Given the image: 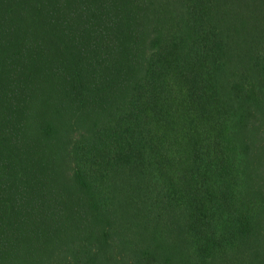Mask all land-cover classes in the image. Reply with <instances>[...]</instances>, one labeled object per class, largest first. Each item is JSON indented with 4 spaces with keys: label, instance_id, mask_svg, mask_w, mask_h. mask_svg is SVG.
Returning a JSON list of instances; mask_svg holds the SVG:
<instances>
[{
    "label": "trees",
    "instance_id": "trees-1",
    "mask_svg": "<svg viewBox=\"0 0 264 264\" xmlns=\"http://www.w3.org/2000/svg\"><path fill=\"white\" fill-rule=\"evenodd\" d=\"M241 23L264 0H0V264H264L254 86L217 79Z\"/></svg>",
    "mask_w": 264,
    "mask_h": 264
},
{
    "label": "rangeland",
    "instance_id": "rangeland-1",
    "mask_svg": "<svg viewBox=\"0 0 264 264\" xmlns=\"http://www.w3.org/2000/svg\"><path fill=\"white\" fill-rule=\"evenodd\" d=\"M238 28V29H235ZM229 33H225L224 37L227 40L229 47L227 49L228 58L223 59L224 73L218 75L220 86L228 98L229 102H235V96L239 93L240 86L246 82L251 86H254L253 97L243 102L244 108L238 116L237 126L241 133L240 140L249 141L252 143H262L264 141V52L261 47H264V37L260 39L255 38L256 43H260L256 51L253 50L250 39L252 35L260 36L264 35V29H260L252 24L241 23L233 26ZM260 46V47H259ZM253 57L254 63H253ZM260 61L261 65H256ZM245 77V81L242 80ZM248 89V88H247ZM48 94L51 99H54L53 90L48 87ZM51 90V91H50ZM250 90V89H249ZM42 94H45L42 92ZM262 102V106H259ZM241 106V105H239ZM76 114L73 111L68 114L70 117H76L72 122L68 123L64 117H59L57 120H53L52 124L59 127L58 136L61 138L62 148L60 154L63 155L61 159L63 168L59 169L60 184L68 179V174L71 177L73 174L71 168L75 166L73 160V139H78L81 132L80 128H86L88 123L80 121L81 111L76 110ZM74 127H73V126ZM250 174V169H246ZM264 229V218L262 223ZM260 254L264 258V238L260 242ZM126 250H122L119 254H126ZM58 257H51L48 259L47 264H59ZM259 259H256L254 263H258Z\"/></svg>",
    "mask_w": 264,
    "mask_h": 264
}]
</instances>
